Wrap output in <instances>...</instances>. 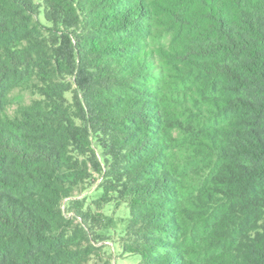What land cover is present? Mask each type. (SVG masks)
Wrapping results in <instances>:
<instances>
[{
  "label": "trees",
  "instance_id": "obj_1",
  "mask_svg": "<svg viewBox=\"0 0 264 264\" xmlns=\"http://www.w3.org/2000/svg\"><path fill=\"white\" fill-rule=\"evenodd\" d=\"M108 206L139 264H264V0H0V264H110Z\"/></svg>",
  "mask_w": 264,
  "mask_h": 264
},
{
  "label": "rangeland",
  "instance_id": "obj_2",
  "mask_svg": "<svg viewBox=\"0 0 264 264\" xmlns=\"http://www.w3.org/2000/svg\"><path fill=\"white\" fill-rule=\"evenodd\" d=\"M100 179L96 177L92 186L84 193L76 197L77 201H84L86 206L95 201L100 191L97 190ZM107 215L104 222V228L101 230L104 239L99 243L103 247L106 256L110 257V264H139V256L124 252V235L128 223V212L124 208L120 211H114L112 206L104 210Z\"/></svg>",
  "mask_w": 264,
  "mask_h": 264
}]
</instances>
